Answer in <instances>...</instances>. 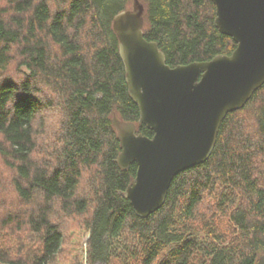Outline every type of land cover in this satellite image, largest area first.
Segmentation results:
<instances>
[{
	"label": "trees",
	"instance_id": "16d2710c",
	"mask_svg": "<svg viewBox=\"0 0 264 264\" xmlns=\"http://www.w3.org/2000/svg\"><path fill=\"white\" fill-rule=\"evenodd\" d=\"M171 67L231 55L211 0H140ZM134 0H0V264H256L264 255V86L211 157L140 218L113 118L139 124L113 19ZM88 237L86 255L82 239ZM85 236V237H86ZM84 240V239H83Z\"/></svg>",
	"mask_w": 264,
	"mask_h": 264
},
{
	"label": "water",
	"instance_id": "95a60500",
	"mask_svg": "<svg viewBox=\"0 0 264 264\" xmlns=\"http://www.w3.org/2000/svg\"><path fill=\"white\" fill-rule=\"evenodd\" d=\"M211 1L216 28L237 44L231 55L211 61L168 65L159 45L144 36L145 7L140 0L113 19L139 124L154 133L144 136L136 123L113 118L120 169L138 167L124 196L140 218L163 207L177 175L211 157L224 120L264 86V0ZM256 264H264V255Z\"/></svg>",
	"mask_w": 264,
	"mask_h": 264
},
{
	"label": "rangeland",
	"instance_id": "374dc122",
	"mask_svg": "<svg viewBox=\"0 0 264 264\" xmlns=\"http://www.w3.org/2000/svg\"><path fill=\"white\" fill-rule=\"evenodd\" d=\"M86 235H84V237H83V239H82V242H81V244H82V253L84 254V257H85V255H86V247H87V243H86V241H87V239H88V237L86 236ZM86 258V257H85Z\"/></svg>",
	"mask_w": 264,
	"mask_h": 264
}]
</instances>
